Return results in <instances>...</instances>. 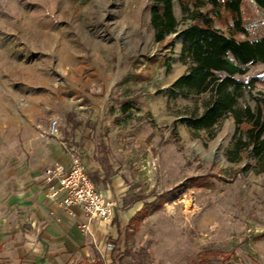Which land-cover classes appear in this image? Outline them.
I'll use <instances>...</instances> for the list:
<instances>
[{"label": "rangeland", "instance_id": "rangeland-1", "mask_svg": "<svg viewBox=\"0 0 264 264\" xmlns=\"http://www.w3.org/2000/svg\"><path fill=\"white\" fill-rule=\"evenodd\" d=\"M205 2L173 0L179 31L194 10L209 13ZM151 3L0 0V140L33 107L57 119L63 134L74 110L107 124L112 158L141 201L117 253L95 264H199L203 250L222 253L208 264H264V172L247 151L234 153L231 115L208 130L184 122L200 114L205 96L171 94L187 69L182 38L154 43ZM242 7L250 35L264 37V10L248 0ZM213 25L228 34L232 20L221 10ZM235 79L254 83L240 105L264 98V64ZM127 101L133 107L124 113Z\"/></svg>", "mask_w": 264, "mask_h": 264}, {"label": "crops", "instance_id": "crops-1", "mask_svg": "<svg viewBox=\"0 0 264 264\" xmlns=\"http://www.w3.org/2000/svg\"><path fill=\"white\" fill-rule=\"evenodd\" d=\"M243 27L244 38H259ZM67 114L73 118L65 121L66 133L49 136L46 111L25 110L0 140V264H95L117 253L138 211L141 199L134 197L129 173L112 158L113 134L103 131L107 124L80 120L75 110ZM71 148L80 150L96 188L118 205L110 223H89L90 235L81 230L87 218L80 207L63 208L43 179L49 165L70 166Z\"/></svg>", "mask_w": 264, "mask_h": 264}, {"label": "trees", "instance_id": "trees-1", "mask_svg": "<svg viewBox=\"0 0 264 264\" xmlns=\"http://www.w3.org/2000/svg\"><path fill=\"white\" fill-rule=\"evenodd\" d=\"M252 1L264 8V0ZM242 3V0H206L205 4L211 7L209 13L194 10L188 15L189 24L179 31L173 0H152L149 23L156 44L174 34L182 38L180 62L187 69L172 83L171 94L205 96L200 101V114L195 113L184 122L194 129L208 130L231 115L236 127L234 153L239 155L247 151L255 168L264 172V98H254L252 107L240 105L239 100L252 92L254 83L235 79V76L245 75L248 66L264 64V37L254 40L237 38V35L245 34L240 12ZM221 10L232 20L228 34L213 25ZM120 107L127 113L133 105L127 101ZM72 118L69 115V119ZM221 254L203 250L198 255L199 264H208L209 257Z\"/></svg>", "mask_w": 264, "mask_h": 264}, {"label": "built area", "instance_id": "built-area-1", "mask_svg": "<svg viewBox=\"0 0 264 264\" xmlns=\"http://www.w3.org/2000/svg\"><path fill=\"white\" fill-rule=\"evenodd\" d=\"M242 10L240 8V12ZM58 128L59 121L57 119L50 120L46 135L57 136ZM69 157L70 166L68 168L60 164L49 165L43 171V179L48 185V194L53 198L60 197L63 208L66 209L74 205L80 207L87 218V223L81 226V230L86 235H90L89 223L93 220L110 223L118 205L117 202L96 188L78 154L73 149L69 151ZM155 163L156 160L151 159L146 162V165L150 168L154 167Z\"/></svg>", "mask_w": 264, "mask_h": 264}]
</instances>
